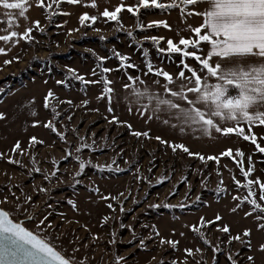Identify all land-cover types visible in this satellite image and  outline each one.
Masks as SVG:
<instances>
[{"label": "rangeland", "instance_id": "1", "mask_svg": "<svg viewBox=\"0 0 264 264\" xmlns=\"http://www.w3.org/2000/svg\"><path fill=\"white\" fill-rule=\"evenodd\" d=\"M92 3L44 0L37 5L29 0L27 19L18 18L14 26L0 7V35L32 28L31 40L0 41L6 48L0 54V209L74 264H264V199L259 184L253 185V196L245 187L249 179L264 183V153L237 133L213 129L206 134L183 124L175 109L154 111V101L149 105L134 93L147 87L167 95L165 79L148 72L147 62L170 73L173 88L185 82L181 70L191 75L184 63L204 75L194 57L167 52L168 39L183 48L181 37L196 38L191 28L202 17L195 12L182 16L179 6H143L139 0ZM121 5L117 20L102 15ZM85 13L97 19L81 24ZM153 21L168 27H149ZM151 37L163 39L154 43ZM201 48L198 54L205 55L208 46L201 42ZM106 84L111 92L104 91ZM49 91L53 96L46 107ZM242 126L264 147V125H253L251 133ZM17 141L20 149L12 151ZM176 144L205 159L180 148L173 151ZM229 149L231 156H221ZM241 167L253 171L244 177ZM245 197L256 199L261 208L254 210ZM225 225L227 233L221 230ZM167 241L177 243L173 247Z\"/></svg>", "mask_w": 264, "mask_h": 264}, {"label": "snow or ice", "instance_id": "2", "mask_svg": "<svg viewBox=\"0 0 264 264\" xmlns=\"http://www.w3.org/2000/svg\"><path fill=\"white\" fill-rule=\"evenodd\" d=\"M67 2L76 4L80 0H67ZM36 3L43 5L44 0H36ZM55 3L59 5L60 0H55ZM139 3L143 6L151 4L160 9L179 6L182 16L185 12L189 16L195 12L196 15L202 17V23L191 28V31L196 34V38L181 37L179 45H183V48L168 39L167 52L169 54L178 53L182 57H194L202 66L201 72H204V75L198 74L195 69L184 63V69H187L191 75L185 76L184 70H181L178 75L181 81L185 82H181L178 88H173L170 85L174 84V77L167 71L154 69L151 62H147L148 72L165 79L164 92L167 95L161 97L159 94H153L147 87L143 90L134 89L135 95L138 98L146 97L149 105L154 101V111L159 110L161 106H166L169 111L175 109L177 118L181 119L183 124L198 126L206 134H209L213 129L224 134L237 133L245 140H251L256 145V149L260 153H264V147L257 143L256 136L245 134V128L242 126L246 124L249 133H251L253 125H264V0H178V3L174 0L169 5L158 3V0H139ZM201 4L206 7L202 11H198L197 6ZM29 6V0H0V7L6 10L5 15L9 26L16 25L18 18L27 19L26 13ZM91 6L95 7L94 0ZM47 7L51 8V5L49 4ZM122 7L123 5L118 6L111 12L105 9L102 15L109 20H117V14ZM7 10H18V12ZM128 11L133 12V8L129 7ZM96 19V16H88L85 13L80 16V23L84 24L86 20L94 22ZM34 23L37 27L39 26V21ZM152 24H163L164 27H168L164 21H153L148 26L151 27ZM31 32V27L26 28L23 33L6 30V34L0 35V41L7 43L17 37L31 40ZM151 39L154 43H158L163 37H151ZM201 42L208 46L205 55L198 54L203 51ZM189 47L196 50L188 51ZM160 51L165 50L160 49ZM0 54H6L5 47H0ZM120 59L126 60L127 57L121 56ZM181 62L183 63V60ZM4 63L8 64L10 61L5 60ZM103 71L108 72L110 69L104 68ZM77 79H83V77L78 76ZM133 79L134 77L129 76V80ZM213 79L215 82H210ZM154 83L158 84L159 81H154ZM125 87L127 88L128 85ZM230 90H235V94H231ZM104 91L111 92L107 84ZM189 94L192 96L190 97ZM51 96L53 93L49 91L45 97L46 107L48 97ZM177 101H183L184 105L182 106ZM69 103L71 102L69 101ZM149 105H144V107L147 108ZM0 118H3V113H0ZM227 122H232L234 126H225ZM46 126L55 131L51 123ZM129 127L131 126L129 125ZM181 130L183 131V129ZM134 134L141 135L140 132ZM143 135L147 136L148 133L145 132ZM32 140L35 141L36 138L32 137ZM82 147H87V145H82ZM172 148L173 151L180 148L190 156L196 155L201 160L205 159L199 153L189 151L183 144L172 145ZM18 149H20V143L17 141L12 151ZM2 155L3 153H0V156ZM224 155L231 156V149L221 153V156ZM236 155L242 158L244 153L237 149ZM207 159L218 161V157L213 156H209ZM13 162L18 163V161ZM249 163H251V157H249ZM84 168L85 163L81 162L80 169ZM252 171V167H249L247 171L241 167V174L244 177H248ZM254 184H259L260 199H264V183L259 180L249 179L247 181L245 187L249 189V196L254 195L252 191ZM237 185H239V181H237ZM245 200H248V197H245ZM248 202L254 206V210L261 208L256 199H250ZM248 214L246 213V215ZM216 219L221 218L217 216ZM40 223L44 224L45 220L42 219ZM221 230L225 233L229 232L227 225L223 226ZM244 235L248 236L249 231L245 230ZM234 238L239 239L240 237ZM164 242L162 239L161 243ZM167 242L173 247L177 243L175 241ZM140 243L141 246L144 245L143 240ZM261 248L264 249V245H261ZM187 251L190 253L191 249ZM248 259L251 260L252 257H248ZM0 264H74V260L65 257L48 240L34 234L22 224L14 222L10 218L9 212L0 209Z\"/></svg>", "mask_w": 264, "mask_h": 264}, {"label": "crops", "instance_id": "3", "mask_svg": "<svg viewBox=\"0 0 264 264\" xmlns=\"http://www.w3.org/2000/svg\"><path fill=\"white\" fill-rule=\"evenodd\" d=\"M2 15H3V13H2ZM230 92H231L232 94H235V90H230Z\"/></svg>", "mask_w": 264, "mask_h": 264}]
</instances>
